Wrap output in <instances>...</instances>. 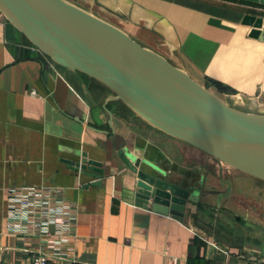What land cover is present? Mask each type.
Wrapping results in <instances>:
<instances>
[{"label":"crops","instance_id":"crops-1","mask_svg":"<svg viewBox=\"0 0 264 264\" xmlns=\"http://www.w3.org/2000/svg\"><path fill=\"white\" fill-rule=\"evenodd\" d=\"M70 1L231 107L264 114V41L245 23L248 15L264 18V0ZM207 154L44 53L0 14V264H31L59 243L56 264H264V224L226 207L236 184L221 199L228 187L214 185L212 166L224 182L223 164ZM124 155L139 171L200 193L183 218L126 200L138 174ZM91 163L100 164L101 178ZM16 188L61 189L70 205L66 235L56 223L49 237L13 229Z\"/></svg>","mask_w":264,"mask_h":264},{"label":"water","instance_id":"water-1","mask_svg":"<svg viewBox=\"0 0 264 264\" xmlns=\"http://www.w3.org/2000/svg\"><path fill=\"white\" fill-rule=\"evenodd\" d=\"M0 10L44 53L105 84L158 127L264 180V114L231 107L159 54L63 0H0ZM245 23L252 38L264 41V18L248 15ZM123 157L138 174L126 200L183 218L200 193L149 176ZM91 164L101 178L100 164ZM223 181L228 191L221 199L232 193V182Z\"/></svg>","mask_w":264,"mask_h":264},{"label":"built area","instance_id":"built-area-1","mask_svg":"<svg viewBox=\"0 0 264 264\" xmlns=\"http://www.w3.org/2000/svg\"><path fill=\"white\" fill-rule=\"evenodd\" d=\"M4 17V13L0 10ZM10 214L13 220L11 226L13 229H22L25 227L27 233H37L46 237L51 236L50 223L59 224V234L67 233V224L65 216L70 210V205L66 200L61 189H49L48 193H39L35 189L24 190L14 189L11 195ZM53 219V220H51ZM28 226V227H27ZM61 243L57 245L54 255L38 251L31 264H56L52 259L61 255ZM173 264H180L175 260Z\"/></svg>","mask_w":264,"mask_h":264},{"label":"rangeland","instance_id":"rangeland-1","mask_svg":"<svg viewBox=\"0 0 264 264\" xmlns=\"http://www.w3.org/2000/svg\"><path fill=\"white\" fill-rule=\"evenodd\" d=\"M63 1L66 4L70 5L71 7H73L74 9L86 13V11H82L77 5L72 3L70 0H63ZM191 149L192 148H190L189 150L193 151V149L192 150ZM207 153H208L207 155L213 157L212 154H210L209 152ZM212 167L214 170L213 176L216 179L214 185L223 190L226 189L228 187L227 183L219 180L220 169L216 166V164L213 165ZM222 168L223 171L225 172L222 178L224 180L232 181L236 184L235 193L233 194L234 196L235 195L237 196L229 200L226 203V207L228 209H231L233 212H235V215H241V216L246 215L252 221L256 223L264 224V180L252 174H249L239 168H235L231 165H228L227 163H223Z\"/></svg>","mask_w":264,"mask_h":264},{"label":"flooded vegetation","instance_id":"flooded-vegetation-1","mask_svg":"<svg viewBox=\"0 0 264 264\" xmlns=\"http://www.w3.org/2000/svg\"><path fill=\"white\" fill-rule=\"evenodd\" d=\"M232 182V181H231ZM233 187H234V185H233V182H232V191H233Z\"/></svg>","mask_w":264,"mask_h":264}]
</instances>
